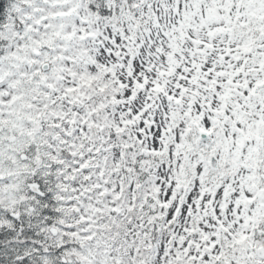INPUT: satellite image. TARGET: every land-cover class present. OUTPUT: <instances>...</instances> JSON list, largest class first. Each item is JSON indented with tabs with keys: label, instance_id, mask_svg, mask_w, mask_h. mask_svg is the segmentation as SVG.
I'll return each instance as SVG.
<instances>
[{
	"label": "snow or ice",
	"instance_id": "6c2138e0",
	"mask_svg": "<svg viewBox=\"0 0 264 264\" xmlns=\"http://www.w3.org/2000/svg\"><path fill=\"white\" fill-rule=\"evenodd\" d=\"M0 264H264V0H0Z\"/></svg>",
	"mask_w": 264,
	"mask_h": 264
}]
</instances>
